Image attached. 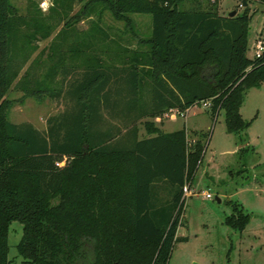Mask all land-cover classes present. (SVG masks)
Instances as JSON below:
<instances>
[{
	"label": "trees",
	"instance_id": "trees-1",
	"mask_svg": "<svg viewBox=\"0 0 264 264\" xmlns=\"http://www.w3.org/2000/svg\"><path fill=\"white\" fill-rule=\"evenodd\" d=\"M95 1L126 26L130 14L151 15V36L141 41L147 50L129 51L121 66L95 65L83 40L73 53L87 64L61 66L55 86L28 81L24 96L63 104L41 132L7 120L4 95L25 62L13 48L24 18L0 0V264H10L12 222L22 225V264H168L183 188L201 164L206 137L189 147L185 130L162 133L147 122L150 137L141 138L144 89L148 117L209 103L213 115L223 111L227 132L239 134L248 127L244 96L264 83V54L247 57L248 7L230 18L218 14L217 0H193L188 10L178 8L187 0ZM240 1L264 9V0ZM234 211L226 224L243 230L248 216Z\"/></svg>",
	"mask_w": 264,
	"mask_h": 264
},
{
	"label": "rangeland",
	"instance_id": "rangeland-1",
	"mask_svg": "<svg viewBox=\"0 0 264 264\" xmlns=\"http://www.w3.org/2000/svg\"><path fill=\"white\" fill-rule=\"evenodd\" d=\"M194 1L205 4L204 0ZM194 1H184L178 8L188 10ZM217 2L220 15L236 11L237 16L248 7L252 18L247 57L252 59V43L261 27L264 9L254 12L255 4H242L240 0ZM10 3L17 15L24 18L13 40V48L19 51L17 55L25 61L24 66L4 95L11 103L7 120L13 124H30L43 132L46 120L63 111L61 102L52 101L45 94L24 96L23 88L28 81L31 88L37 82L40 86L48 82L55 86L61 66L80 68L87 64L82 53L78 57L73 53L83 48V40L90 41L94 48L88 60L95 65L121 66L124 61L128 62L129 51L147 50L141 41L151 36L149 14H130L131 22L126 26L95 0H10ZM85 3L87 6L82 12ZM45 33L47 37H43ZM55 67L56 72L52 73ZM141 103L142 117L138 123L141 138L147 136V122L162 133L185 130L189 147L206 137L201 164L187 186L191 192L183 197L177 240L168 264H264V83L247 90L244 96L240 114L248 127L239 134L227 132L223 111L213 115L209 103L148 117L147 88ZM160 194L164 199L167 197L166 190ZM206 194L212 198L206 199ZM234 209L248 216L243 230L226 224ZM21 237L22 225L12 222L8 233L10 264H22L23 259L16 250Z\"/></svg>",
	"mask_w": 264,
	"mask_h": 264
},
{
	"label": "built area",
	"instance_id": "built-area-1",
	"mask_svg": "<svg viewBox=\"0 0 264 264\" xmlns=\"http://www.w3.org/2000/svg\"><path fill=\"white\" fill-rule=\"evenodd\" d=\"M252 49H253L252 59H259L264 54V16L260 29L257 30L255 33V38L252 43ZM206 104L208 103H204V105ZM183 191H184V195H188L191 192L187 186L183 188ZM205 198L211 199L212 196L210 194H206Z\"/></svg>",
	"mask_w": 264,
	"mask_h": 264
},
{
	"label": "water",
	"instance_id": "water-1",
	"mask_svg": "<svg viewBox=\"0 0 264 264\" xmlns=\"http://www.w3.org/2000/svg\"><path fill=\"white\" fill-rule=\"evenodd\" d=\"M234 16H236V11H232V12H230V13L228 14V17H230V18H232V17H234Z\"/></svg>",
	"mask_w": 264,
	"mask_h": 264
},
{
	"label": "crops",
	"instance_id": "crops-1",
	"mask_svg": "<svg viewBox=\"0 0 264 264\" xmlns=\"http://www.w3.org/2000/svg\"><path fill=\"white\" fill-rule=\"evenodd\" d=\"M146 137H150V136H146ZM146 137H144V138H146Z\"/></svg>",
	"mask_w": 264,
	"mask_h": 264
}]
</instances>
